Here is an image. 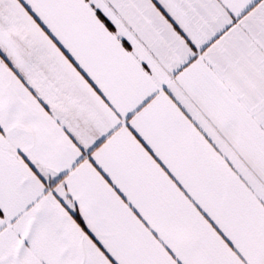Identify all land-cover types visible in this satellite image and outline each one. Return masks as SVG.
Instances as JSON below:
<instances>
[{"label": "crops", "instance_id": "obj_1", "mask_svg": "<svg viewBox=\"0 0 264 264\" xmlns=\"http://www.w3.org/2000/svg\"><path fill=\"white\" fill-rule=\"evenodd\" d=\"M0 264H264V0H0Z\"/></svg>", "mask_w": 264, "mask_h": 264}]
</instances>
